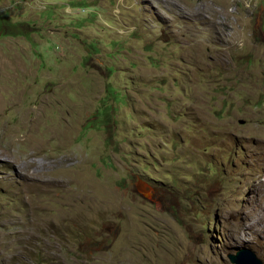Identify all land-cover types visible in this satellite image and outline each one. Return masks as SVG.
I'll return each instance as SVG.
<instances>
[{"label":"rangeland","instance_id":"rangeland-1","mask_svg":"<svg viewBox=\"0 0 264 264\" xmlns=\"http://www.w3.org/2000/svg\"><path fill=\"white\" fill-rule=\"evenodd\" d=\"M220 1L0 0V264H264V0Z\"/></svg>","mask_w":264,"mask_h":264},{"label":"water","instance_id":"water-1","mask_svg":"<svg viewBox=\"0 0 264 264\" xmlns=\"http://www.w3.org/2000/svg\"><path fill=\"white\" fill-rule=\"evenodd\" d=\"M136 190L143 196H147L151 187L148 183L138 180L135 186ZM228 259L232 264H262V262L257 259L254 253L249 249H240L235 254L229 255Z\"/></svg>","mask_w":264,"mask_h":264},{"label":"bare ground","instance_id":"bare-ground-1","mask_svg":"<svg viewBox=\"0 0 264 264\" xmlns=\"http://www.w3.org/2000/svg\"><path fill=\"white\" fill-rule=\"evenodd\" d=\"M221 1H222V0H221ZM221 1H220V2H221ZM220 8H221V7H220ZM236 29H237L236 27H232V28H231V31H232V32H231V34H230V37H231V36H232V38H233V36L235 37V35L237 34V33H236ZM233 42H234V40H233ZM261 59H262V58H261ZM263 61H264V59H263ZM31 127H32V126H31ZM31 132H32V130H31ZM31 151H32V150H31ZM62 172H63V171H62ZM59 177H60V176H59ZM53 179H54V178H53ZM34 218H35V217H34ZM53 235H54V234H53ZM33 243H34V242H33Z\"/></svg>","mask_w":264,"mask_h":264}]
</instances>
